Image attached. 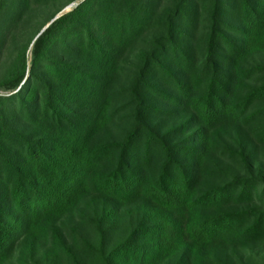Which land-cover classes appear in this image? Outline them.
Instances as JSON below:
<instances>
[{
  "label": "trees",
  "instance_id": "obj_1",
  "mask_svg": "<svg viewBox=\"0 0 264 264\" xmlns=\"http://www.w3.org/2000/svg\"><path fill=\"white\" fill-rule=\"evenodd\" d=\"M170 1L0 0V51L33 5H56L0 82V264L50 236L82 264L58 224L88 198L99 264H210L212 247L264 242V0ZM118 120L123 137L102 136ZM218 152L243 172L213 167Z\"/></svg>",
  "mask_w": 264,
  "mask_h": 264
},
{
  "label": "rangeland",
  "instance_id": "obj_2",
  "mask_svg": "<svg viewBox=\"0 0 264 264\" xmlns=\"http://www.w3.org/2000/svg\"><path fill=\"white\" fill-rule=\"evenodd\" d=\"M149 1V0H148ZM158 2V11H162L168 5L170 0H156ZM71 5L66 8L69 10ZM56 5H33L29 13L21 19L20 22L13 28L12 32L5 36L3 49L0 51V82L6 75L10 66L12 65L19 48L29 42L30 38L35 35L36 31L41 25L49 18V16L55 11ZM6 20V18H4ZM157 32L156 29L152 30V33ZM151 33V34H152ZM141 47V45L139 46ZM137 47L135 50L125 53L121 63L122 70L118 76L116 87L121 88L127 86L134 75L137 66ZM31 55L29 56V59ZM262 63L264 64V55H259L251 60V64ZM0 93H3L0 90ZM129 120H118L111 126L104 136L107 139H121L127 129L130 127ZM236 135L234 130H229L222 135L221 144L235 146ZM254 162L260 165L258 172L264 175V148L258 147L256 149ZM240 161L229 158L227 155H223L220 152L214 154L212 166H220L222 173H241ZM95 210H99L98 204H92L89 202V198L84 204L80 206L79 211L74 215L65 217L58 226L62 229L66 241V245L72 248L77 258L82 264H99L96 261L95 254L88 246H85L83 239L89 240V243L97 247L99 246V235L97 229H95L91 219L94 217ZM121 211H124L122 208ZM125 233V228L117 227L113 228L109 232V245L114 244L117 240L121 239ZM52 238H41L37 241V252L34 254H27L25 258H22L19 254L15 255L6 264H73L68 255L63 251H60L56 255L53 253ZM208 262L210 264H264V242L253 245H220L212 247L207 250ZM175 259L167 261L162 264H173Z\"/></svg>",
  "mask_w": 264,
  "mask_h": 264
}]
</instances>
